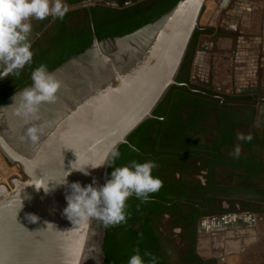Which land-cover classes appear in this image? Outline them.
I'll return each mask as SVG.
<instances>
[{
	"label": "water",
	"instance_id": "95a60500",
	"mask_svg": "<svg viewBox=\"0 0 264 264\" xmlns=\"http://www.w3.org/2000/svg\"><path fill=\"white\" fill-rule=\"evenodd\" d=\"M140 0H110L126 7ZM206 0H177L166 12L138 29L98 39L91 1L87 9L91 43L49 70L61 82L57 99L37 113L16 114L11 97L0 106V154L18 174L0 183V264H104L106 226L102 220L70 221L64 215L69 184L95 177L103 184L107 165L90 176L73 171L105 162L113 145L129 136L153 112L177 76ZM230 0H216L225 9ZM1 80V79H0ZM32 82L25 87H30ZM22 89L16 91L19 93ZM43 128L33 143L30 127ZM36 216L38 219L35 220ZM251 217L222 215L201 220V230L250 226Z\"/></svg>",
	"mask_w": 264,
	"mask_h": 264
},
{
	"label": "trees",
	"instance_id": "16d2710c",
	"mask_svg": "<svg viewBox=\"0 0 264 264\" xmlns=\"http://www.w3.org/2000/svg\"><path fill=\"white\" fill-rule=\"evenodd\" d=\"M63 2L68 11L62 20L52 17L46 23L35 18L30 20L32 31L28 39L33 52L32 61L22 70H18V75L13 73L0 80V106L16 91L32 82L31 73L40 64L47 65L48 70H51L69 57L82 52L91 43L88 13L82 5L83 0ZM176 2L177 0H142L126 7L93 3L91 14L95 33L98 39L122 36L158 18ZM221 35H224V32L201 26L194 33L189 46L191 51L188 68L191 66L198 40L203 36L215 38ZM0 70H3L2 64ZM177 82H180L178 78ZM184 90L177 85L172 86L154 110V118L145 121L129 136L128 142L139 148L138 153L132 152L128 144L118 147L121 155L114 166H123L132 160L138 162L153 160L157 166L153 169L152 175L162 181V187L157 193L151 194L146 203L135 196L130 197L126 202V222L106 226L104 264H128L129 257L136 249H139L145 264H152L153 257L156 264H210L213 261H203L195 254L196 219L207 215L206 211L200 212L196 204L203 200L206 190L198 184L185 189V184L181 182L186 161L203 159V156H200L201 151L196 150L197 145L183 147V150L175 147L183 132L192 131L197 125L181 121V118L180 124L175 123L176 119L175 122L172 121L173 117H169L167 121L159 120L162 116L166 117L162 106L168 103L170 96L189 93ZM233 137L234 134L231 133V141ZM168 147L171 150H168ZM189 147L194 148L188 149ZM214 151L222 167L238 168L245 163L241 155H234L230 158L232 162H229V157L220 154L216 147ZM111 171L112 168L109 167L108 174ZM176 171L180 174L178 179L173 176ZM211 180L210 177L209 181ZM164 218L166 228L162 230L160 226ZM175 229L179 230L178 233H174ZM145 253L150 255L145 256Z\"/></svg>",
	"mask_w": 264,
	"mask_h": 264
},
{
	"label": "flooded vegetation",
	"instance_id": "af4514ba",
	"mask_svg": "<svg viewBox=\"0 0 264 264\" xmlns=\"http://www.w3.org/2000/svg\"><path fill=\"white\" fill-rule=\"evenodd\" d=\"M96 2L119 7L110 0L91 1L92 4ZM82 5H85L84 0ZM239 9L240 7L236 6L227 13L242 11ZM50 17H47L42 23H46ZM236 37L238 39L243 38L240 34ZM201 48L206 49L204 46ZM190 51L188 49L177 76L180 80L177 86L184 88V91L189 93L182 92L183 94L180 96L172 94L168 99V103L162 106V111L165 112L166 117L159 118L160 121H167L169 117H173L172 121L177 120L175 123L180 124L182 119L181 121L192 122L194 123L192 125H197V128L192 129V131H182L183 134L180 140L175 143V147L180 150L187 148L186 146L197 145L196 150L201 151L200 156H203V159L195 158L186 161L185 167H183V170H185L184 175H181L184 178L181 182L185 184V189L190 185L198 184L206 190V192L204 191L203 200L199 201L198 205L196 204L200 212L209 209L219 211L217 209L219 201L225 198L231 204V208L239 201L237 199H243L242 201L255 200L258 201L257 203H264V87L258 81L259 76H250L251 79L247 81L250 83V87H247L246 83L240 84V86H243V91H241L243 93L233 89L224 91L219 87H215L207 76L200 79L198 75L199 50L195 53L192 67L188 68ZM204 70L208 73V67ZM261 71H263V68ZM198 78L200 80H197ZM231 133L234 134L232 141L230 140ZM215 147L220 154L229 157V162H232L230 158L234 155L243 156L244 165L238 168L220 166L219 158L214 155ZM171 148L173 149V147ZM190 148L194 147L188 149ZM167 149L171 150L169 147ZM237 149L239 150L238 154ZM214 164L215 166L212 167ZM211 167L212 169H210ZM198 170L202 172L203 180L197 176L200 174L196 173ZM221 173L225 174L221 175ZM173 176L178 179L180 174L176 171ZM223 176L226 178L221 181L220 178ZM210 177L212 178L211 181H209ZM225 211L230 210H223V212ZM227 213L229 212H225V214ZM205 216H199L196 219V244L200 233L205 232L200 227V222ZM195 254L203 261L210 262L213 260L210 264H214V259L204 258L196 248Z\"/></svg>",
	"mask_w": 264,
	"mask_h": 264
},
{
	"label": "clouds",
	"instance_id": "9594fccd",
	"mask_svg": "<svg viewBox=\"0 0 264 264\" xmlns=\"http://www.w3.org/2000/svg\"><path fill=\"white\" fill-rule=\"evenodd\" d=\"M67 11L63 0H0V64L3 65L0 79L13 73L18 75V70H22L32 61L33 52L28 39L32 31L30 20L35 18L43 21L49 16L62 20ZM31 81L30 87H25L19 93L15 92L11 97L13 103L9 107L16 106L19 97L17 115H34L41 104L57 99L61 82L48 70L47 65L42 63L33 69ZM41 134V127L33 126L27 129V136L33 143L39 140ZM128 147L132 152H139V148L131 143ZM238 152L237 149V154ZM120 155L118 146L113 145L104 163L72 169L84 176H90L89 167L96 169L107 165L112 171L102 185L95 177H92V182L87 185H82L79 181L69 184L67 176L70 173L64 178V182L59 184L68 189L65 196L67 206L63 212L70 221H88L95 218L102 220L105 226L119 225L126 222V202L130 197L135 196L146 203L151 194L161 189L162 181L152 175L157 166L155 161L132 160L126 165L114 166ZM31 217H35L33 222L38 219L36 216ZM128 264H145L139 249L129 257ZM152 264H156L155 257L152 258Z\"/></svg>",
	"mask_w": 264,
	"mask_h": 264
},
{
	"label": "rangeland",
	"instance_id": "374dc122",
	"mask_svg": "<svg viewBox=\"0 0 264 264\" xmlns=\"http://www.w3.org/2000/svg\"><path fill=\"white\" fill-rule=\"evenodd\" d=\"M243 1L242 3H244ZM249 1V16L247 17L246 21L238 19L239 21L235 20L234 24H228L225 27H221V22L224 18L223 12H219L215 16L212 15L207 20H205L207 14L210 11L211 13L217 11L218 7L215 3L216 0H206L202 13L204 18L200 19V27H212L216 30L224 32V35L215 38L203 36L198 40L199 46H197L196 50L194 51V56L198 50L200 55V70L198 71V75L200 79H203L205 76H207L213 82L215 87H219L224 91L233 89L234 91L243 93L241 92L243 91V86H240V84L246 83V86L250 87V83L247 81L251 79L250 76L252 75L254 77L256 75H258L259 78L261 77L258 79V81L262 83L264 87V3L262 0ZM248 11H246V13ZM239 34L242 37L246 36V41L241 38L238 39L236 35ZM201 45H204V47L209 49L205 52H202L203 50L201 51ZM194 56L192 58V63ZM254 57L257 59L255 60ZM255 66H257V68ZM190 67H192V65ZM206 67H208V73H206L204 70ZM254 67L257 70L252 73L254 71ZM262 68L263 72L261 71ZM200 79L198 78L197 80ZM18 170L19 169L16 166L9 165L0 154V183L7 182V178L18 174ZM196 173H200L197 176L203 180L204 176H201L203 175L202 172L198 170ZM222 174L225 173H221V175ZM225 178L226 177L223 176L220 178V180H225ZM237 200L239 201H237L231 208V204L229 201H227V198L220 199V203L217 208L219 211H214V209L213 212L211 209H209L206 211L207 215L205 218L222 215L248 216V214H255V209H259L261 211L259 212L263 213H256V216H264V203H257L258 201L256 202L255 200ZM223 210L230 211L229 213L225 214ZM161 223L162 224L160 227L163 230L166 228L165 218ZM259 223L264 224V220L259 221ZM253 228H251L249 231L255 232L256 229ZM178 231L179 230L175 229L174 233H178ZM235 232L236 231L226 229H206L205 232L200 233L198 236L196 249L198 253L204 258L214 259V264H227L226 258L229 254V245L231 244V241H234Z\"/></svg>",
	"mask_w": 264,
	"mask_h": 264
},
{
	"label": "crops",
	"instance_id": "0c3cea01",
	"mask_svg": "<svg viewBox=\"0 0 264 264\" xmlns=\"http://www.w3.org/2000/svg\"><path fill=\"white\" fill-rule=\"evenodd\" d=\"M242 1L243 0H230L229 4L227 5L225 9L219 10V12L224 13V18L222 19L221 27H225L228 24H232L234 23L235 20L239 21L238 19L246 21L247 17L249 16L248 15L249 9L247 8L250 6L248 5L250 1L244 0L243 1L244 3H242ZM235 4H237L236 6L240 7L239 10H242V11H235L237 13L235 12L227 13V11L230 12L232 11V9L236 7L234 6ZM246 11L248 12L246 13ZM216 12L217 11H214L211 13L210 11L207 14V16L205 15L206 16L205 20H207L212 15L215 16L219 13V12L218 13ZM239 15L241 16V18ZM203 18L204 16H201L200 19H203ZM245 38L246 36L241 39H244L246 41ZM202 46L204 45H201V47ZM208 49L209 48H206V49L201 48V50H203L202 52H205ZM254 211H255V214L261 212L259 209H255ZM255 214L250 215L251 217L250 226L248 225V226L240 227L236 229H228V230H233L236 232L234 233L235 234L234 241H231V244L229 245V250H228L229 254H228V257L226 258L227 264H264V224L259 223V221L264 220V216L259 217V216H256ZM260 214H263V213H260ZM251 228L256 229V231L255 232L249 231L251 230Z\"/></svg>",
	"mask_w": 264,
	"mask_h": 264
},
{
	"label": "built area",
	"instance_id": "2783aa9c",
	"mask_svg": "<svg viewBox=\"0 0 264 264\" xmlns=\"http://www.w3.org/2000/svg\"><path fill=\"white\" fill-rule=\"evenodd\" d=\"M262 2L264 3V0H262ZM219 10H221V9H219V8H217V12L216 13H218L219 12ZM254 59L256 60V57H254ZM250 61H251V57H250ZM257 65V64H256ZM256 68H257V66H255ZM255 67H254V71L252 72V73H254L255 72V70H257V69H255ZM252 69V68H251ZM248 73H250V72H248ZM249 76V75H248ZM253 76V75H252Z\"/></svg>",
	"mask_w": 264,
	"mask_h": 264
},
{
	"label": "bare ground",
	"instance_id": "6f19581e",
	"mask_svg": "<svg viewBox=\"0 0 264 264\" xmlns=\"http://www.w3.org/2000/svg\"><path fill=\"white\" fill-rule=\"evenodd\" d=\"M9 178V177H8Z\"/></svg>",
	"mask_w": 264,
	"mask_h": 264
}]
</instances>
